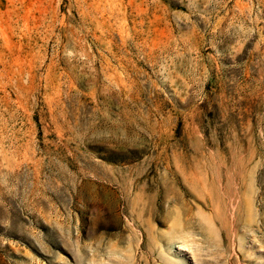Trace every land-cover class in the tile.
Returning <instances> with one entry per match:
<instances>
[{
    "label": "rangeland",
    "instance_id": "rangeland-1",
    "mask_svg": "<svg viewBox=\"0 0 264 264\" xmlns=\"http://www.w3.org/2000/svg\"><path fill=\"white\" fill-rule=\"evenodd\" d=\"M262 187L264 0H0V264H264Z\"/></svg>",
    "mask_w": 264,
    "mask_h": 264
},
{
    "label": "bare ground",
    "instance_id": "bare-ground-1",
    "mask_svg": "<svg viewBox=\"0 0 264 264\" xmlns=\"http://www.w3.org/2000/svg\"><path fill=\"white\" fill-rule=\"evenodd\" d=\"M240 167V169L242 168L241 166H239ZM262 189H264V187H262Z\"/></svg>",
    "mask_w": 264,
    "mask_h": 264
}]
</instances>
